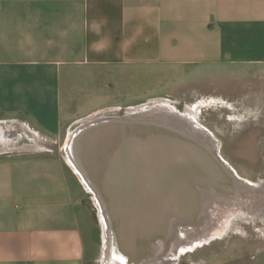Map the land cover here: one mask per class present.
<instances>
[{
  "label": "crops",
  "instance_id": "0c3cea01",
  "mask_svg": "<svg viewBox=\"0 0 264 264\" xmlns=\"http://www.w3.org/2000/svg\"><path fill=\"white\" fill-rule=\"evenodd\" d=\"M145 66L194 89L254 87L264 108V0H0L1 118L67 139ZM31 169L0 164V264L93 262L86 192L67 170Z\"/></svg>",
  "mask_w": 264,
  "mask_h": 264
},
{
  "label": "water",
  "instance_id": "95a60500",
  "mask_svg": "<svg viewBox=\"0 0 264 264\" xmlns=\"http://www.w3.org/2000/svg\"><path fill=\"white\" fill-rule=\"evenodd\" d=\"M70 153L130 264L174 222L195 220L207 192L226 193L232 181L207 141L161 115L91 118L74 131Z\"/></svg>",
  "mask_w": 264,
  "mask_h": 264
},
{
  "label": "rangeland",
  "instance_id": "374dc122",
  "mask_svg": "<svg viewBox=\"0 0 264 264\" xmlns=\"http://www.w3.org/2000/svg\"><path fill=\"white\" fill-rule=\"evenodd\" d=\"M133 70L134 74L129 77L128 85L130 88H134V91L124 93L121 92V87H118L114 93L115 100L112 101L111 105L100 110L91 117L82 120L81 123L74 126L72 132L78 129L82 123L97 116L121 117L128 114H137L146 106L149 107L156 103H167L172 107L175 104L180 106L179 111L189 115L194 122L196 121L194 123L195 125L203 128L211 136L214 135L218 138V133L221 135L220 133L224 131V120L222 117L224 112L227 111L220 107L218 103L220 100L217 98L223 95L233 94V89L237 91L235 93L236 97H239L249 90V88L242 87L240 89L238 86L235 87L234 85L229 87L224 84L223 78L212 76L213 78L209 82L198 88L201 90L200 92L192 93L195 86L186 84L185 81L182 83L180 81L176 82L173 78H168L166 81L162 71H158L155 67L145 66L144 75L139 74L141 73L139 68L137 69L135 67ZM139 89H146L147 91L141 92ZM251 90H254V87H251ZM113 106H116L118 112H110ZM238 113L232 110L230 115L233 117L234 115H238ZM1 122L24 124V122L20 120H8L0 117V123ZM37 133L39 137L37 142L27 138L23 139L19 133L13 134L11 139L6 141L0 139V164L20 165L33 168L31 170L34 171L37 170L36 166L39 167L38 170L40 171L45 170L47 167L55 171L53 173L54 175H59V172L62 170L70 172L86 192L85 203L94 222V232H92V235L96 243V253L95 260L88 264H104L106 223H104L105 221L101 214L102 212L104 215V212L102 206H100L99 202L96 200L95 193L87 187L84 176L68 159L69 156L67 154L66 145L69 138L66 139L65 136L58 138L40 131H37ZM204 141L206 142L207 140L204 139ZM25 170L30 169H24V171ZM255 174V172L245 170L238 173L241 178L251 182H255L253 177H258L256 176L257 174ZM39 175L41 176L43 173L40 172ZM22 176L25 178L31 175L28 172H24ZM205 197L206 198L201 201L200 212L195 220L186 223L180 222L182 223V227L178 226L174 229L172 228V234L173 231L176 230L173 235V237H176L174 240H169L168 238L162 241L163 243L160 242L158 244L159 246H154L153 255H155L156 258L159 255L162 257L165 256L164 262L166 264H219L226 259V253L224 254V252L226 250H232L225 249L229 244L234 247L242 244L250 245L258 243L245 241V235L246 232H248L247 228L254 227L256 222L249 225L246 224L247 222L238 221L239 218H244V211L241 210L242 206H240L241 201H236L225 193L219 194L216 192H209L208 194L207 192ZM219 231H223L222 235L216 236V233ZM213 234L216 235L213 236ZM255 234H258V232H255ZM170 235L171 230L169 231V236ZM238 236L241 238L233 240L234 237ZM262 244H264V239L262 240ZM249 250L253 251L252 249ZM249 261L254 264L261 263L264 261V253L262 255L258 254L255 258L249 259Z\"/></svg>",
  "mask_w": 264,
  "mask_h": 264
},
{
  "label": "flooded vegetation",
  "instance_id": "af4514ba",
  "mask_svg": "<svg viewBox=\"0 0 264 264\" xmlns=\"http://www.w3.org/2000/svg\"><path fill=\"white\" fill-rule=\"evenodd\" d=\"M200 91V89H193L192 93H198ZM256 94V91L251 90L250 88L249 92L236 97L234 100H230L231 98L228 95H223L217 98L220 100L218 101L220 107L228 112H224L222 117L224 120V131L220 133L221 135L218 133V138L214 135L211 136V139H208L207 137L202 138L208 141L207 143H209L212 150L216 152L215 154L227 164L228 168L234 172L235 177H237L234 179V182L238 183V186L234 183V188L230 185L226 188L227 191L240 190L247 194L258 195L262 192L264 195V108H261V98ZM173 107L175 108L176 113L183 114L179 111L180 106L175 104ZM111 108L110 112H118V110L115 109L116 106ZM232 110H235V113L239 112L238 115L232 117L230 115ZM180 119L182 120V118ZM180 119L174 120L183 125V121ZM191 122L193 124L196 121L194 122L192 119ZM244 170L255 172L257 174L255 175L258 177H253L255 182L245 180L238 175L239 172ZM244 184L249 186L252 184V187L254 186V188H247ZM235 188H238L239 190H236ZM232 195L233 194L230 193L229 196L233 198ZM238 221L247 222L246 224L249 225L256 222L254 227L247 228L248 232H246L245 241L258 243L250 245L242 244L234 247L229 244L225 249L232 250H226L224 252V254L226 253V259L219 264H236L249 261V259L255 258L258 254L262 255L264 253V244H262V240L264 239V215L263 217H260L258 221H250L246 218H239ZM255 232H258V234H255ZM240 238V236L234 237L233 240H238ZM249 249H252L253 251H250Z\"/></svg>",
  "mask_w": 264,
  "mask_h": 264
},
{
  "label": "bare ground",
  "instance_id": "6f19581e",
  "mask_svg": "<svg viewBox=\"0 0 264 264\" xmlns=\"http://www.w3.org/2000/svg\"><path fill=\"white\" fill-rule=\"evenodd\" d=\"M140 113H149V114H154V115H161L163 117L172 118V119H180V118H182V120L180 119L181 121H183V125L182 126H184L185 128L189 129L191 132L195 133L197 136H199V137L200 136L201 137H207L208 139H211L212 138L211 135L207 131H205L203 128H200L197 125H194V123L192 124V122H191L192 119L190 118V116L188 117V115L186 116V114L184 115V114H181V113H179V114L176 113V110L171 105H169L167 103H156V104L151 105L149 107L146 106V107H144L143 110H141L137 114H140ZM2 125L5 126L6 128H9L10 130H12V132L14 134L15 133H19V135L21 134V136L23 137V139L24 138H27L29 140L36 141V142L39 139L38 133L36 131L29 129L27 126H25V125H23L21 123L14 124V123L2 122ZM73 134H74V132H71L70 133V137H68L69 139H68L67 145H66V147H67V154L69 156L68 159L73 163V166L76 167L78 171H80V169L76 166V164L74 163V161H73V159H72V157L70 155L71 154L70 153L71 138H72V135ZM39 135H40V133H39ZM17 142H16V144H17ZM16 144H14V145H16ZM214 153H216V152L214 151ZM226 167L228 168L227 164H226ZM228 170H229L230 176L232 177V181L230 182L231 183L230 185L232 186V188H234V186H233L234 183L236 184V186H238V183L234 182L235 181L234 179H236L237 177H235V175H234L235 173L232 172L229 168H228ZM81 174H82V172H81ZM85 183H86L87 187L91 191L94 192V190L89 185V183L87 181H85ZM250 185L251 186H249V185H245V186L247 188H254V186L252 187V184H250ZM257 187H259V186H257ZM235 189L236 190H239L238 188H235ZM225 192H226L227 196H229L230 193H232L233 194L232 196H233V198L236 199V201H241V203H240V206H242L241 210L244 211V213H243L244 214V218H246L247 220H250V221H256L257 220L258 221V219L260 217H263V215H264V195L262 194L261 189H260L261 194H259V195L258 194H250V193L247 194L244 191H240V190L239 191H235V190L234 191L233 190L232 191H230V190L227 191L226 190ZM208 194H209V192H208ZM96 200H97V202H99V204L101 206V202H100L99 198L97 197V195H96ZM101 214H102V217H103V219L105 221L104 223H106V225H105V241H106V245H105L104 259H103L104 262L103 263L104 264H130V263H128L126 261V258L118 251L117 244H116V240L114 238V236H115L114 230H112V229L110 230V227H109V224H108V221H107L106 217H104V215H103L102 212H101ZM194 222H196V221H194ZM184 223H186V222H184ZM181 224L182 223H180V222H174L172 224L171 228L169 229V231L171 230V235L169 236V232H168L165 240H167L168 238H169V240H174V238H176V237L175 236L173 237V235H174V231H176V230H174L173 231V234H172V228L174 229L175 227L181 226ZM222 233H223V231H221V232L219 231V232L216 233L217 235L216 234H213V236H215V235L216 236H219V235H222ZM169 243H170V241H169ZM157 246H159V245L157 244ZM154 249H155V247L151 248V251L146 255V257H144L143 259H141L140 261H138L135 264H166L164 262V260H165L164 257L165 256L162 257V256L159 255L156 258L155 255H153Z\"/></svg>",
  "mask_w": 264,
  "mask_h": 264
}]
</instances>
